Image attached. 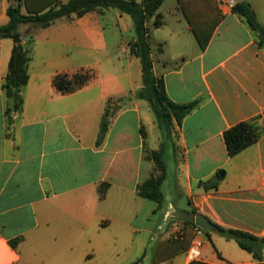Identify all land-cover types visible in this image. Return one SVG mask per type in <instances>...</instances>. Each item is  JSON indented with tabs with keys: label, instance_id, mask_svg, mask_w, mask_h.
<instances>
[{
	"label": "crops",
	"instance_id": "crops-1",
	"mask_svg": "<svg viewBox=\"0 0 264 264\" xmlns=\"http://www.w3.org/2000/svg\"><path fill=\"white\" fill-rule=\"evenodd\" d=\"M173 1L174 18L150 28L152 47L161 48L153 72L162 77L172 102L198 105L173 125L164 145V203L156 212L155 203L136 195L153 168L145 150L160 148L155 118L133 96L142 87L141 64L129 45L127 68L111 61L107 45L96 60L84 59L76 47L77 36L103 37L97 13L104 11L62 18L44 29L21 27L32 36L29 80L22 89V112L10 123L2 84L13 42L0 39V264H152L158 244L174 238L196 214L264 238V135L232 158L223 141V132L241 122L256 120L264 128V49L233 13L231 0H193L194 25L203 33L213 28L200 50ZM242 2L264 30V0ZM8 4L0 0V26L7 23ZM113 15L118 24L129 25L127 15ZM162 33L163 40L154 43L152 36ZM169 46L172 53L163 61ZM82 70L93 71L94 79L73 93L56 92L55 76ZM106 109L108 126L99 142ZM204 182L216 186L205 190ZM215 235L204 231L199 238L200 261L264 264ZM188 249L158 264H189Z\"/></svg>",
	"mask_w": 264,
	"mask_h": 264
},
{
	"label": "trees",
	"instance_id": "trees-1",
	"mask_svg": "<svg viewBox=\"0 0 264 264\" xmlns=\"http://www.w3.org/2000/svg\"><path fill=\"white\" fill-rule=\"evenodd\" d=\"M165 0H8L6 9L7 23L0 26V39H11L13 47L8 62L7 73L2 84L4 96V115L8 123L12 121L14 113L22 112V89L29 80L27 72L28 63L31 60L29 44L32 36L21 33L22 26L30 25L36 28H47L55 21L66 18H81L85 14L98 11L116 9L122 14L128 15L133 23L134 38L129 43L130 53L141 64L142 87L134 93V98L147 101L154 115L155 122L161 133L163 141H169L171 129L174 124L180 125L181 121L189 115L198 105L197 102L178 104L172 102L166 95L161 76L153 72L154 56L161 52V48L152 47L150 28L156 29L162 26L163 20L158 13ZM183 15L188 21L189 28L193 32L200 50H204L210 39L212 29L203 33L199 26H195L191 18L194 9L193 0H176ZM192 9V10H191ZM232 11L248 25L253 32L257 45L264 49V30L257 22L254 13L246 2L236 3ZM150 24V26H148ZM91 80L85 72L73 75L62 74L53 78L52 84L60 95L70 94L83 87ZM119 98L118 101H122ZM108 109L105 110L99 132V142L104 137L108 122ZM264 135V128L256 120L241 122L223 132V141L230 158L236 156L244 149L255 144ZM145 159L153 164L152 171L136 187V195L142 199L156 204L155 211L161 209L164 203L162 184L166 178V164L164 159V145L157 151L145 150ZM201 186L206 190L216 185L204 182ZM105 185L100 190V198L105 193ZM195 215L194 210L191 212ZM182 238L161 241L153 256L152 264L169 259L178 253L186 251L193 237L195 224L186 222ZM209 231H206L208 233ZM213 233L234 241L242 250L251 254L261 262L264 259V238H258L239 230L225 229L214 225ZM137 264V263H135ZM189 264H207L202 261H192Z\"/></svg>",
	"mask_w": 264,
	"mask_h": 264
},
{
	"label": "rangeland",
	"instance_id": "rangeland-1",
	"mask_svg": "<svg viewBox=\"0 0 264 264\" xmlns=\"http://www.w3.org/2000/svg\"><path fill=\"white\" fill-rule=\"evenodd\" d=\"M103 11L104 12L102 14H101V12L97 13L98 14L97 16L99 18V25L101 27L100 33L103 34V37H95L94 40L87 41V40H83L77 36L76 47L79 51H81L84 54V56H83L84 59L96 60V59H98L99 54L104 53V51H102V49L105 48L107 45L110 49L111 57H109V58H111V61L114 64L118 65L119 67L122 66L123 68L124 67L127 68L129 61H130V53H128L126 48L135 36L132 20L127 15L128 16L127 20L129 21V25L125 26L124 24H118L116 17L113 15L114 12H117L118 10L109 9L108 11L107 10H103ZM175 12L176 11L174 8V1L173 0H166L163 3V5L159 8V13L162 17V20H165V21L174 18ZM176 15L178 17H180L179 14H176ZM148 26H150V24ZM188 36L190 38V42L191 41L193 42L192 36L189 34H188ZM102 38H103V41L101 40ZM152 40L154 41V43H155V41H156V43H158L157 42L158 40H163V33L160 35L152 36ZM171 53H172V48L169 46L165 50V55L160 57L161 60L164 61L167 58L169 59ZM112 54H113V56H112ZM136 62H138V61L136 60ZM80 72L81 73L85 72L87 74V76L91 78L90 81H92L95 77V74L93 71L82 70ZM87 84H85V85H87ZM142 102H143V104H145V106H147L148 112L154 118V115L150 109L148 102L144 101V100H142ZM154 138H153V136H150V138H149L148 145H150L151 148H153L152 147L153 139L156 141H159L160 147H161V144L165 145L166 141H163V139L161 137V133H160L157 125L154 128ZM168 162H169V169L171 171L173 169L171 159H168L167 163ZM180 201L182 202L184 207H187L186 197L184 195L181 196ZM215 236H216V238H219L220 240H224L217 235H215ZM225 242H228L229 244H232L235 248H238L237 244L234 241H225ZM212 245H214V244H212ZM213 248H214V246H212L211 250H214Z\"/></svg>",
	"mask_w": 264,
	"mask_h": 264
},
{
	"label": "built area",
	"instance_id": "built-area-1",
	"mask_svg": "<svg viewBox=\"0 0 264 264\" xmlns=\"http://www.w3.org/2000/svg\"><path fill=\"white\" fill-rule=\"evenodd\" d=\"M230 4L231 6H233L235 4V1L231 0ZM168 218L172 220L173 217L168 215ZM183 231L184 229H177V231L175 232L174 239H180L182 237ZM193 232H194V241L192 242V244L188 249V254L191 262L200 261L201 243H199L198 240L204 235V230L195 225Z\"/></svg>",
	"mask_w": 264,
	"mask_h": 264
},
{
	"label": "water",
	"instance_id": "water-1",
	"mask_svg": "<svg viewBox=\"0 0 264 264\" xmlns=\"http://www.w3.org/2000/svg\"><path fill=\"white\" fill-rule=\"evenodd\" d=\"M236 3H241L243 0H234ZM195 225L204 231H212L214 229V225L204 216L200 214L195 215Z\"/></svg>",
	"mask_w": 264,
	"mask_h": 264
}]
</instances>
